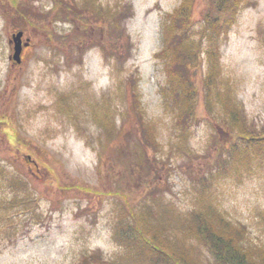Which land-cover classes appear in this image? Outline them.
Here are the masks:
<instances>
[{
	"label": "rangeland",
	"instance_id": "374dc122",
	"mask_svg": "<svg viewBox=\"0 0 264 264\" xmlns=\"http://www.w3.org/2000/svg\"><path fill=\"white\" fill-rule=\"evenodd\" d=\"M13 1L0 0V163L20 179L14 191L0 182V264H92L91 255L101 264H154L115 231L123 207L149 217L150 236L183 248L189 264H262L264 157L230 158L233 138L222 121L234 106L264 133V0L244 1L216 41L218 86L209 106L198 91V117L187 127L176 124L177 107L160 94L166 68L155 55L161 22L181 0H98L122 14L121 23L111 31L110 16H79L95 32L82 30L86 44L77 51L47 39V30L71 31V21L52 18L53 0H20L36 15L29 21ZM206 1L192 2L195 31ZM16 29L30 37L19 64L8 58ZM112 32L121 42L106 52L90 44H106ZM201 51L195 81L207 69ZM130 73L138 77L139 107L123 83ZM141 116L151 124L144 141L134 127ZM107 121L119 130L104 144ZM142 143L144 166L133 152ZM201 211L223 234L243 231L223 263L189 228Z\"/></svg>",
	"mask_w": 264,
	"mask_h": 264
},
{
	"label": "trees",
	"instance_id": "16d2710c",
	"mask_svg": "<svg viewBox=\"0 0 264 264\" xmlns=\"http://www.w3.org/2000/svg\"><path fill=\"white\" fill-rule=\"evenodd\" d=\"M53 7H48L53 15L52 18L71 21V31L53 33L50 30L46 31V36L48 40H56V42L61 46L67 45L72 50L77 51V49H84L86 42L82 41V30L90 33L95 32L92 27V23L84 24L78 18L79 16L85 17L86 21L96 22L97 19L108 18L112 19V27H109L111 31H115L116 28L113 25L121 23L123 15L118 13H110L109 7H106L103 3L98 0H82L78 2L76 0H53ZM246 0H207L208 5L201 14V27L199 30H194L195 8L192 7L193 0H181V3L173 10L171 13L167 14L168 20H164L161 23V39L162 46L156 56L163 59V64L165 65L166 80L165 83L160 88V94L169 98L173 101L174 106L177 107L175 120L176 124L181 127H187L193 120L198 117V91L200 90L201 96L204 104L211 102L212 90L217 88V80L220 76L217 66V46L216 41L227 35L228 29L235 23L236 15L238 9L242 3ZM16 5L14 9L23 8L25 12L26 21H29L28 17L30 14L36 16L35 13L26 9L27 7L22 6L24 3L20 0L13 1ZM121 7L129 10V4H121ZM35 7V6H34ZM67 13H71V18L65 17ZM74 13V14H73ZM131 11L129 10V15ZM44 15V14H42ZM119 17V18H117ZM75 18H77L75 20ZM93 18V19H92ZM121 19V20H120ZM94 24V23H93ZM93 28V29H91ZM108 40L105 43L91 40L90 44L98 46L103 52H106L107 47H112V45H117L119 42V36L117 33L112 32L108 34ZM197 36V39H195ZM213 43V46H211ZM206 51H201L202 49ZM202 52L208 55L206 58L207 69L200 73V82L195 81V74L198 72L197 66L201 65ZM137 76L134 74L127 75L124 80V86H128V92L132 97L133 107H139L138 96V86ZM197 82L199 83L197 85ZM221 92H218V97ZM215 104V103H213ZM67 108L62 106V109ZM135 110V109H134ZM137 111V109H136ZM238 109L233 107L227 108L228 116L222 121L223 128L232 134V141L229 147H226L227 154L230 158H238V156H246L247 158L252 154L257 157H264V133L258 132L252 127L250 123H247L246 116L239 114ZM68 114V113H67ZM237 116H235V115ZM229 117V118H228ZM137 126L135 129L143 132V139L148 140L146 137V132L149 130L151 124H147L143 117H137ZM199 120V118H198ZM102 123V120H98ZM112 123H104V131L102 133L101 139L106 142L113 141L117 131L113 128ZM129 133V129L132 127H126ZM155 144V142H154ZM142 148L133 150L134 155L138 158V164L145 165V161L142 158L140 152H143L146 148L142 143ZM154 147V146H153ZM145 152V151H144ZM146 160V159H145ZM7 176V180H5ZM19 175L9 174L6 168L0 163V182L8 185V187L14 191L12 185L17 183L19 180ZM133 179V178H132ZM135 180V179H134ZM4 186V185H3ZM126 205V204H125ZM144 206V205H143ZM32 207V206H31ZM126 213L124 218L115 224L116 232L118 236L121 235V230H123L122 237L126 245L136 248L138 251L148 260L152 261L154 264H189V257L183 248L173 249L166 240L160 241L152 234L150 236L149 232L146 230L147 224L144 220L147 216L143 214V217L139 214L137 215V210H125ZM143 209V208H142ZM122 214V211H120ZM204 212H199L198 216H195L196 226H190L191 232H194L197 238L204 243L205 247L213 255V258L217 261L223 263L224 254L228 251V248L233 247L238 249L241 243H239V238L242 237L243 231L240 229L228 230L226 233H221L217 231L216 224L214 221L208 217H205ZM123 215V214H122ZM149 218V217H148ZM146 218V219H148ZM198 218V219H196ZM127 224L125 225L124 224ZM182 223V222H181ZM184 226V224H183ZM235 227V226H234ZM231 226L228 229L234 228ZM120 229V230H119ZM133 229V230H132ZM115 232V233H116ZM130 232L133 233L131 236ZM234 232V233H233ZM134 244V245H132ZM177 244H175L176 246ZM178 246V245H177ZM140 249V250H139ZM93 260L92 264H101L98 261L96 255H91ZM264 264V262L262 263Z\"/></svg>",
	"mask_w": 264,
	"mask_h": 264
},
{
	"label": "water",
	"instance_id": "95a60500",
	"mask_svg": "<svg viewBox=\"0 0 264 264\" xmlns=\"http://www.w3.org/2000/svg\"><path fill=\"white\" fill-rule=\"evenodd\" d=\"M21 35H22V31H18L16 34H13V40H14V54H13V58L15 59V61L20 60L19 58V53H20V49H21ZM25 45L28 44V42L24 43Z\"/></svg>",
	"mask_w": 264,
	"mask_h": 264
},
{
	"label": "flooded vegetation",
	"instance_id": "af4514ba",
	"mask_svg": "<svg viewBox=\"0 0 264 264\" xmlns=\"http://www.w3.org/2000/svg\"><path fill=\"white\" fill-rule=\"evenodd\" d=\"M26 47H23V49H25Z\"/></svg>",
	"mask_w": 264,
	"mask_h": 264
}]
</instances>
